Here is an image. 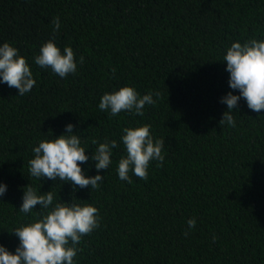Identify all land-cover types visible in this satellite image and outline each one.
I'll use <instances>...</instances> for the list:
<instances>
[{"label": "trees", "instance_id": "obj_1", "mask_svg": "<svg viewBox=\"0 0 264 264\" xmlns=\"http://www.w3.org/2000/svg\"><path fill=\"white\" fill-rule=\"evenodd\" d=\"M57 16L55 43L62 52L70 46L78 65L65 78L33 60ZM252 38L264 39V0H0V45L16 47L36 80L24 96L0 82V245L14 253L11 232L37 218L39 205L19 211L29 184L55 202L99 210L100 227L83 237L75 264H264V110L241 98L235 127L219 124L221 98L239 95L223 57ZM123 86L160 96L142 117H110L100 98ZM67 124L89 157L85 175L104 176L98 189L30 175L32 149ZM144 124L165 139V159L150 163L147 181L130 173L129 184L116 171L126 155L120 137ZM106 139L118 147L98 172L91 156ZM190 218L196 225L185 237Z\"/></svg>", "mask_w": 264, "mask_h": 264}, {"label": "clouds", "instance_id": "obj_2", "mask_svg": "<svg viewBox=\"0 0 264 264\" xmlns=\"http://www.w3.org/2000/svg\"><path fill=\"white\" fill-rule=\"evenodd\" d=\"M52 37L44 42L39 54L34 56L35 65L50 68L60 78L77 74V61L73 49L65 46L63 52L56 45V35L60 29V18L52 20ZM226 71L229 73L228 86L239 92L234 95L228 92L221 98L227 111L223 113L219 124L235 127V119L231 114L237 108L241 98L247 107L254 112L264 110V39H247L243 43H231L223 57ZM84 57L79 58L83 65ZM115 73V69H112ZM0 82L18 90L19 96L29 93L36 85V80L25 57L19 55L18 49L9 42L0 45ZM153 95L159 98V92H148L140 95L134 87L123 86L111 93H104L99 102V109L107 111L110 117L121 112L136 116H144L145 105H154ZM120 137L126 155L118 161L117 174L120 180L131 184L130 173L141 180H148V169L152 161L162 167L165 156L163 149L165 139H154L151 125L125 127ZM93 144L97 141L93 140ZM118 147L116 140H105L99 143L91 159L95 161V169L107 170L112 164V149ZM34 158L29 163L30 175L39 181L42 178L70 183L73 191L76 187L98 189L104 180L99 174L86 176L81 164L88 162L85 148L81 146V136L73 134V125L65 126V134L41 140L32 149ZM41 187V184H40ZM6 185L0 184V196L6 193ZM34 221L15 228L11 233L19 238V245L14 253L0 245V264H75V257L83 248V237L89 236L100 227L99 210L91 204H77L71 201L55 202L52 191L38 194L29 184L23 189L22 204L19 211L24 214L33 213ZM43 210V211H40ZM188 231L195 228V218L187 220ZM215 242L216 237H212Z\"/></svg>", "mask_w": 264, "mask_h": 264}]
</instances>
